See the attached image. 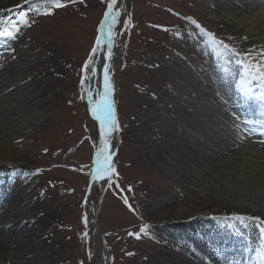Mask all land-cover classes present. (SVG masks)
Wrapping results in <instances>:
<instances>
[{
  "label": "rangeland",
  "instance_id": "1",
  "mask_svg": "<svg viewBox=\"0 0 264 264\" xmlns=\"http://www.w3.org/2000/svg\"><path fill=\"white\" fill-rule=\"evenodd\" d=\"M113 1L60 0L63 6L56 8L42 0H0V27L20 29L15 39L0 38V123L8 133L21 115L30 119L17 133L0 138V196L12 198V192L23 189L13 196L18 204L4 207L7 218L0 217V224L15 222L9 241L0 235V264H98L93 248L98 203L104 264H175L179 258L208 264L169 246L178 244V237L194 245L221 246L220 234L232 235L231 242L243 247L237 255L242 264H264V225L251 219L264 220V211L240 212L217 200L208 180L194 184L180 152L188 145L181 144L184 112H198L193 99L202 115L210 110L238 139L264 145V137L246 130L264 123L263 100L249 102L251 110L244 108V116L227 105L234 90L248 96L246 85L256 91L264 85L245 68L259 40L230 37L243 27L230 26L233 16L243 19L236 9L240 2L115 1L110 77L117 92L118 139L101 190L99 163L110 134L108 127L101 137L105 120L93 112L85 65H92V50ZM50 7L51 14H45ZM263 10L264 4L246 13ZM21 11L28 13L29 23L19 22ZM255 65H264L263 58ZM207 69L225 74L223 82ZM173 145L175 157L172 150L165 153ZM198 212L211 214L216 223L225 218V223L201 239L192 225H168L178 216L190 224ZM224 255L235 260L230 252Z\"/></svg>",
  "mask_w": 264,
  "mask_h": 264
},
{
  "label": "bare ground",
  "instance_id": "2",
  "mask_svg": "<svg viewBox=\"0 0 264 264\" xmlns=\"http://www.w3.org/2000/svg\"><path fill=\"white\" fill-rule=\"evenodd\" d=\"M240 3L236 5V9L241 10L243 13V19L239 20L233 16L231 21H234L230 26L236 28L239 25H242V28L237 29L230 33V37H250L252 40H259L264 43V10L262 12H248L246 13V9L261 8L264 4V0H238ZM233 3V2H232ZM227 8V7H226ZM246 13V14H245ZM114 18V12L112 10L109 18L107 19L104 30L102 31L100 37V50L95 54V62H92L91 68L94 71H89L90 75V85L89 90L93 98L94 108L97 113L101 117L104 118L105 121L116 120V115L114 112V102L115 97L117 95L116 88L112 87L111 83V72L113 71V60H114V52H113V42H112V21ZM239 22V24L237 23ZM111 24V25H110ZM235 29V30H236ZM256 41L258 47L256 50L251 53V61L249 62V57H246L245 68H253L255 60H264V44ZM262 48L263 50H261ZM109 49L111 50V55L108 54ZM108 65L109 73L108 80L110 84V90L105 95V87H104V68L103 65ZM247 69V70H248ZM212 74L215 75L217 81L220 80L223 82V78L225 74H222L214 69H207ZM223 77V78H222ZM264 83V81H263ZM248 88L249 86L246 85ZM246 90V89H244ZM245 92V91H244ZM233 100L228 101V106L233 108L235 112H243L242 109H249L251 107L248 104L251 100L248 99L247 103L238 102L237 97L243 101V97L238 96L237 90L232 92ZM242 92H240L241 95ZM199 94V93H198ZM202 93L199 94V96ZM199 99V98H198ZM191 103V102H190ZM194 107H196V111L194 115H191L188 112H184L183 121L185 125L181 129L183 132V136L185 143L188 144L184 147H180L182 154L185 155L181 162L184 164L187 170H191V174L188 177L190 181L194 184L201 186L204 185V180L208 182L209 187L215 194L217 200H225L227 204H230L233 209L238 211H264V145H256L253 143H249L246 140L238 139L233 134L224 129L218 120L212 116L210 110H205V115H202L199 106L193 99L191 103ZM250 110V109H249ZM243 116V113H241ZM30 124V119L25 115H21V118L18 120H14L13 126L9 128V132L5 133L4 125L0 123V138L3 137L2 133H5V136L9 135L10 132L17 133L19 129H22L24 125ZM260 127V126H259ZM248 129H250L248 131ZM255 128L249 126L246 128L248 134H254ZM4 131V132H3ZM261 130L257 131L255 136H258V133ZM245 133V132H244ZM264 134V132H262ZM109 141L107 145V152L102 157L99 163V180H100V188L104 189L105 183L107 180V175L109 173V169L111 168L112 161L114 159L115 150L117 146V136H118V128L117 130H112L109 127ZM246 134V136L248 135ZM261 136V135H260ZM176 144H180L176 142ZM176 145L170 147L165 150V153L168 154L169 151H173V156H178L177 150L174 151ZM176 162H178L176 160ZM19 168V167H16ZM193 171V173H192ZM214 176L215 181L206 179V176ZM23 189L19 190V192H12V195L16 197L17 193H23ZM7 198L4 196H0V199L5 201L0 206V217H6L9 215L8 211H4V207H12V205L18 204V199L13 197ZM204 203V202H203ZM201 210L206 209L207 205ZM211 214H206L203 212H198L196 217L192 220V223L188 224L186 220L183 218L187 217H174L170 218L172 221L169 222V226H179L185 228L187 226L196 227L195 232L198 239L204 237L207 233L210 236L212 232V228L215 225L219 226L220 222L225 223V218L219 220L220 222H213L209 219ZM223 214H216V217L221 218ZM176 219V220H175ZM183 219V220H179ZM14 220H6L0 224V235H2V240L5 242L9 241V233H12V229L15 226ZM173 226V227H174ZM211 227V228H210ZM175 228V227H174ZM178 228V227H177ZM182 230V229H181ZM168 235L170 237H174L177 239V234L174 232L168 231ZM207 236V237H208ZM223 245L221 246H201L199 244H192L188 241H183L178 237L177 241L174 243L178 244H170V248L173 250L183 251L190 253L193 258V261L198 262H207L208 264H242L241 259L237 257L238 253H243L244 249L240 245H236L231 242L232 235L220 234ZM225 236L228 238L225 239ZM206 237V236H205ZM173 238V239H174ZM171 239V238H169ZM237 239V238H236ZM7 240V241H6ZM97 243V254L102 253L101 246L99 245L100 237L99 235L96 238ZM239 240V239H238ZM238 242V241H237ZM243 249V251H242ZM224 252H227L233 255L235 260H228L225 257ZM263 253V251H262ZM181 258H179L180 260ZM175 262V264H193L191 261L186 259H181L180 261Z\"/></svg>",
  "mask_w": 264,
  "mask_h": 264
},
{
  "label": "snow or ice",
  "instance_id": "3",
  "mask_svg": "<svg viewBox=\"0 0 264 264\" xmlns=\"http://www.w3.org/2000/svg\"><path fill=\"white\" fill-rule=\"evenodd\" d=\"M29 0H25V3H28ZM42 3L46 4V5H50L52 7H62L63 5L61 4L60 0H42ZM109 11L105 13V17H106V21L109 18L111 12H112V4L110 3L108 5ZM45 14H51V7L49 8L48 12H46ZM19 22L20 23H24L27 24L29 23V19H28V13L21 11L19 13ZM113 22H115V18H113ZM193 23H195V21H193ZM19 27L17 25H12L11 28L9 27H0V38H11V39H15L17 36V33L19 32ZM212 35L213 39H214V34H210ZM217 43H222L217 41ZM100 50V38L98 37L97 40V46L93 48L92 50V56L90 57V60H92V62H95V54ZM234 51V50H233ZM109 55H111V50L109 49L108 52ZM104 68V87H105V95L107 94V92L110 90V84H109V80H108V73H109V68L108 65H103ZM85 69L88 71H94L89 65H85ZM249 75L253 76V78L259 79L261 81H264V65H255L254 68H250L248 69ZM89 95H91L89 93ZM94 114L96 113V109H93ZM234 118L236 117V114H233ZM97 118L99 119L100 117L97 116ZM111 127L112 130H117L118 128V124L115 120L112 121H101V137H104L105 135H107L106 132V128ZM101 151H103V149H101ZM97 163H99V160L97 161ZM234 218L236 219H245V217H241L239 215L235 216ZM251 219L257 221L258 223L264 225V220H261L260 217H252ZM85 222H87V217H85ZM147 227V226H145Z\"/></svg>",
  "mask_w": 264,
  "mask_h": 264
},
{
  "label": "water",
  "instance_id": "4",
  "mask_svg": "<svg viewBox=\"0 0 264 264\" xmlns=\"http://www.w3.org/2000/svg\"><path fill=\"white\" fill-rule=\"evenodd\" d=\"M115 1H116V0H114V1L112 2V9H113V7H114ZM108 11H109V9H108ZM105 21H106V19H105ZM105 25H106V22H105ZM105 25H104V28H105ZM110 25H111V24H110ZM103 30H104V29H103ZM116 120H117V119H116ZM116 120H115V121H116ZM116 122H117V121H116ZM117 139H118V136H117ZM101 190H102V189H101ZM98 209H99V203H98V205H97V207H96L95 220H94V231H93V232H94L93 248H94V251L96 252V254H97V247H96L97 240H96V238H97L98 235H99V237L101 236V235H100V232H99ZM99 245L101 246V240H99ZM101 248H102V246H101ZM97 256H98V258H97V262H98V264H104L102 253H98Z\"/></svg>",
  "mask_w": 264,
  "mask_h": 264
}]
</instances>
